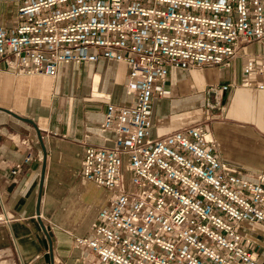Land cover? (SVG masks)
Listing matches in <instances>:
<instances>
[{
	"label": "built area",
	"instance_id": "obj_1",
	"mask_svg": "<svg viewBox=\"0 0 264 264\" xmlns=\"http://www.w3.org/2000/svg\"><path fill=\"white\" fill-rule=\"evenodd\" d=\"M16 9L14 24L0 23V60L15 72L54 76L61 62L100 57L128 65L133 100L107 102L99 127L112 145L86 144L81 161L83 177L111 196L76 245L97 264H263L240 226L264 224V161L248 172L220 159L202 121L152 138L150 103L171 66H229L243 40L264 38V0H24ZM241 69L245 86L264 89V59L246 56ZM229 84L208 87L216 104Z\"/></svg>",
	"mask_w": 264,
	"mask_h": 264
},
{
	"label": "crops",
	"instance_id": "obj_2",
	"mask_svg": "<svg viewBox=\"0 0 264 264\" xmlns=\"http://www.w3.org/2000/svg\"><path fill=\"white\" fill-rule=\"evenodd\" d=\"M24 0H0V23L14 24ZM231 65L170 67L165 93H154L152 138L183 124L204 122L214 153L225 162L255 172L264 161V89L243 84L246 56L264 59V38L243 40ZM56 75L17 73L0 60V264H97L75 235L91 224L111 191L82 175L84 146H111L113 132H100L107 102L129 105L128 65L103 57L61 62ZM230 82L216 108L207 107L208 87ZM16 173L15 162L23 160ZM43 171V178L41 175ZM42 181V186L40 188ZM39 214L37 203L39 198ZM241 243L264 264V224L245 220Z\"/></svg>",
	"mask_w": 264,
	"mask_h": 264
},
{
	"label": "rangeland",
	"instance_id": "obj_3",
	"mask_svg": "<svg viewBox=\"0 0 264 264\" xmlns=\"http://www.w3.org/2000/svg\"><path fill=\"white\" fill-rule=\"evenodd\" d=\"M207 102V107H211V103H214L215 102V98L212 96V95H210V100H207L206 101ZM210 103V104H209ZM216 102H215V105L214 106H212V108H216Z\"/></svg>",
	"mask_w": 264,
	"mask_h": 264
},
{
	"label": "water",
	"instance_id": "obj_4",
	"mask_svg": "<svg viewBox=\"0 0 264 264\" xmlns=\"http://www.w3.org/2000/svg\"><path fill=\"white\" fill-rule=\"evenodd\" d=\"M42 178H43V171H42V175H41V180H42ZM42 181H41L40 188L42 186ZM40 196H41V194H40V191H39V198H38V203H37V206H36V208H37V214H39V200H40Z\"/></svg>",
	"mask_w": 264,
	"mask_h": 264
}]
</instances>
